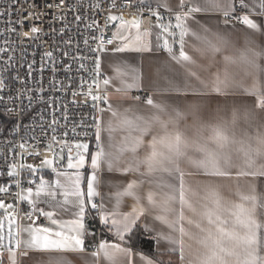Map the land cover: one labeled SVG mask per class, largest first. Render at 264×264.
Instances as JSON below:
<instances>
[{"label": "snow or ice", "instance_id": "6c2138e0", "mask_svg": "<svg viewBox=\"0 0 264 264\" xmlns=\"http://www.w3.org/2000/svg\"><path fill=\"white\" fill-rule=\"evenodd\" d=\"M63 2V0H61ZM239 6L246 11L239 16L235 15V0H180L179 11L173 12L172 16L165 22L160 14L147 6V10L157 17L156 27L160 33L156 36V46L162 48L169 54V58L181 69L183 79L180 82L168 80V87L156 88L153 96L146 97V105L151 109L148 115L134 113L129 116L131 109H125L121 114L109 104L107 88L110 79H103L105 91L103 95L93 94V87L89 84L88 95L93 101H100L108 105V111L113 118L119 119L122 130L126 131L123 145L117 151H113L112 132L115 130L112 120L103 125L100 118L93 117L91 127L95 129V147L90 150L88 142H75V155L69 149L67 156L63 155V149L59 153L54 152L51 159L45 158L41 162L46 168L51 169L53 178H45L40 174L38 182L35 178L41 170L31 163L17 164L13 160L7 164L6 175L11 178L16 187L20 189L17 193L20 201H25L32 206V211L26 213L32 217L34 213L47 218L55 227L35 226L20 228L16 225L17 212L13 203H5L0 199V264H3V253H8V264H17V250L21 247L27 251L44 253H84L88 249L85 244L86 231L84 218L92 210L103 209V204H97L95 198L99 195V186L102 177L110 184L116 181V176L105 175L119 174L120 176L134 175L138 179L127 181L122 189L117 188L114 193V206L112 211H100V220L107 225L110 221L114 229L116 240L119 242L101 241L93 245L91 256L101 257L109 264H117L119 256L128 258V264H132L133 249L128 245L126 236L132 233L133 228L145 216L149 210H159L155 219L166 224L173 233L178 236L161 234L170 244L176 246L174 251L178 252L181 264L185 261V240L187 236L193 238L185 228V223L194 225L201 234L198 242L204 249L198 259V264H264V219L259 218L257 209L264 208V201L256 195L255 187L247 195H240L239 200L224 202L215 189H210L205 195L201 210L190 201L186 194L185 176L204 175L208 177H222L231 179L250 176H264V163L256 166V157L264 159V135H257L255 143L251 141H237L230 137L225 127L221 125L206 126L203 116L207 110L216 105L219 111L220 100L218 98L235 96L232 91L235 79L230 71L236 64H242L249 74L253 75L251 88L244 89V94L256 98V108L264 110V84L261 83L260 73H264V66L259 61L264 59V44L255 47H247L239 55L225 54L222 59V68H218L210 77H204L202 72L209 69L198 64V61L185 51L186 38L191 36L197 40L202 47L194 50L205 57L210 53L215 61L217 54L224 52L230 45V41L220 33H212L207 22L201 23L198 15L209 13H220L224 17L225 26L229 20H236L245 26L248 34L264 37V0H239ZM163 7L168 9V5ZM171 11V9H168ZM80 19L79 16L76 17ZM111 21H120V28L127 29V35L119 36L121 46L115 48L116 52H151L153 50L151 32L141 31L139 17L124 20L122 17L110 16ZM189 21H195L201 31L190 27ZM134 30V31H133ZM15 31V29H12ZM31 33L38 34L39 29L32 27ZM211 33V35H210ZM28 35V33H24ZM115 38V35H114ZM112 41H109L111 43ZM87 43V41H85ZM178 45V49L177 46ZM103 51V48L99 49ZM8 49H0V53ZM45 57L52 61V69L55 71V60L51 51L45 52ZM67 55V53H65ZM11 57L8 60L11 61ZM74 59H84L76 58ZM32 66L29 65V75ZM69 66L66 71L70 70ZM80 68L84 64L80 63ZM101 63L99 58L94 61V68L89 71L95 77L100 75ZM201 68V71H197ZM116 75L113 79L120 81V87L116 92L127 96V92L136 87L139 77L135 69H130L132 83H126L122 78L126 73L119 67L115 69ZM178 75H180L178 73ZM195 81V83H192ZM81 81V86L83 85ZM96 90L99 91V82L94 80ZM6 87L5 82L0 80V91ZM39 91H43L41 88ZM26 94V93H25ZM25 94H21L22 97ZM76 93H73L75 95ZM5 97L0 95V101ZM140 96L135 100L139 101ZM29 104L32 97H28ZM234 103H244L234 101ZM95 106V105H94ZM51 107V105H50ZM9 113L15 112L14 108H8ZM104 111V109H101ZM244 118L253 115L250 110H245ZM240 117V111L234 108L232 121ZM67 119V115H63ZM191 121V125L187 122ZM59 121L53 111L50 120L43 115L40 117V125L43 129L45 124L51 128V140L56 143L67 144V140L61 141L57 136ZM192 127L199 133L205 127L209 129V135L197 136L195 139L187 137L181 130V124ZM76 125L73 126L75 132ZM108 133V142L105 143L103 133ZM44 135H47L45 132ZM67 137L68 132L62 133ZM87 136V133H83ZM19 148L27 150V142H21ZM52 150V144L48 146ZM31 155V153H29ZM39 155V153H36ZM127 157V158H126ZM21 156V161H23ZM186 164L189 169L185 172L181 167ZM23 170H27L30 179L29 185L35 184V191L31 186L25 187L20 179ZM4 173L0 172V176ZM174 181V183H173ZM148 188L145 190L144 185ZM10 185L0 186V193H8ZM167 189V191H165ZM59 197V198H58ZM159 197V199H158ZM125 199H131L133 204L131 211H120ZM37 203L50 204L65 208L71 206L75 211V219L62 222L54 219V211L37 209ZM178 203L179 210L175 212L174 218H169L173 212L172 204ZM187 208L194 215L200 217L193 220L185 216L184 209ZM35 223V222H33ZM15 225V230H14ZM21 232H26L28 239L19 238ZM7 239V244L5 240ZM145 264H162L160 261L139 254ZM46 264H70L64 256L49 257ZM191 264V261L188 262Z\"/></svg>", "mask_w": 264, "mask_h": 264}, {"label": "built area", "instance_id": "2783aa9c", "mask_svg": "<svg viewBox=\"0 0 264 264\" xmlns=\"http://www.w3.org/2000/svg\"><path fill=\"white\" fill-rule=\"evenodd\" d=\"M147 6L158 12L165 22L176 12L161 5H147L142 0H0V49H8L0 53V80L6 85L0 91V95L5 97L0 101V172L4 173L0 176V186L10 185L8 193H0V199L15 205L17 223L22 219L39 222L42 216L38 212L32 217L26 215L31 210L19 200L17 193L20 189L6 175L7 164L14 160L17 170L21 171V162L31 163L41 170L38 173H50L51 169L41 162L45 158L51 159L54 152L59 153L63 149L66 157L72 149L74 156L75 142H88L90 150L94 149L92 118L101 119L107 104L93 101L88 95V87L91 84L93 94L103 95L106 75L102 68L99 77L89 70L94 68V61L100 56L99 49L112 50L117 46L116 33L120 21H111L110 16L124 20L139 17L141 31L153 34L158 29L160 33L156 27L157 17L147 10ZM244 11L246 9L240 8L237 0L235 15L239 16ZM228 23L240 24L234 19ZM32 27H37L39 33H31ZM47 51L53 53L55 71L52 61L44 55ZM8 57L12 58L11 61ZM80 63L84 64L83 69ZM29 65L32 66L31 75ZM69 66L70 70L66 71ZM94 80L99 82V91ZM81 81L84 82L82 86ZM41 88L42 92L39 91ZM21 94L25 95L22 97ZM29 96L32 97L31 104ZM8 108H14L15 112L9 113ZM53 111L60 122L57 136L61 141L67 140L66 145L53 142L51 128L45 124L42 129L40 125L41 115L50 120ZM64 114L67 115L66 120L63 119ZM74 125L75 132L80 135L74 134ZM65 131L68 132L67 137L62 135ZM24 141L27 142L26 151L19 148ZM50 143L51 151L48 150ZM16 179H20L25 187H35V184H28L30 175L27 170H23L22 176ZM94 211L98 213L99 209Z\"/></svg>", "mask_w": 264, "mask_h": 264}, {"label": "crops", "instance_id": "0c3cea01", "mask_svg": "<svg viewBox=\"0 0 264 264\" xmlns=\"http://www.w3.org/2000/svg\"><path fill=\"white\" fill-rule=\"evenodd\" d=\"M147 5H168V9L172 11L179 10L180 0H142ZM237 0H235V3ZM250 2V0H249ZM166 9L165 7H163ZM167 9V10H168ZM197 19L203 24L207 22L208 26L211 28L212 33H220L225 36L229 41V47L222 53L217 54L215 61L212 60L211 54H206L205 57H201L194 49L202 47L200 43L192 38L191 36L186 38L185 51L192 55L199 65L208 68L206 72H202L204 77H210L212 73H215L218 68H222V59L225 54L239 55L241 51L247 47H255L257 45L264 44V37L259 35L248 34V30L242 24H231L228 23L226 26L224 24V17L220 13H209L207 15H198ZM189 25L192 29L202 32L199 25L195 21H189ZM134 31V30H133ZM159 33L158 29H155L151 36L153 50L151 52H116L115 48L121 46L122 41L119 39L121 35H127V29L119 28L116 33L117 46L112 50H103L100 52L99 60L101 63V68L106 75L107 79H110L111 83L107 88L109 104L116 109L119 113H123L125 109H131L129 116L134 113L141 115H148L151 109L146 105V97L153 96L154 99H159V96L154 95L156 88L168 87V80L173 82H180L183 79V69L176 65L170 60L169 54L156 46V36ZM211 35V33H210ZM178 49V45L176 46ZM259 63L264 66V59L259 61ZM119 67L121 71L126 74L122 77L126 83H132L130 69H135V74L139 77L137 80L136 87H133L127 92V96L123 97L122 94L116 92V88L120 87V81L113 79L116 75L115 69ZM197 71H201V68H197ZM234 79L235 86L232 89L237 95L229 96L227 98L220 97L219 111H216V105H213L211 109L207 110L203 116V122L206 126L211 125H221L226 128L228 135L234 137L237 141H251L255 143L256 136L264 135V110L256 108V98L254 96H249L244 94V89L251 88L253 84V75L249 74V70H246L245 66L242 64L233 65L230 69ZM178 73L180 75H178ZM261 83L264 84V73H260ZM195 83V81H192ZM105 87V86H104ZM136 96H140L139 101L135 100ZM234 101H243L244 103H234ZM234 108L239 109L240 117L233 123L232 121V111ZM102 113L101 120L103 125H107L109 120H112L114 131L112 132L111 143L113 145V151H117L123 145L124 137L127 135L126 131L122 130V125L117 118H113L111 113L107 110ZM250 110L253 115L245 119L244 111ZM191 125V121L187 122ZM181 130L184 131L185 135L191 139L197 138V136H207L209 135L208 127L202 129L199 133L195 128L186 127L184 123L181 124ZM103 139L105 143L108 142V133H103ZM127 158V157H126ZM261 163H264V159L261 157H256V166L259 167ZM181 167L185 172L190 171L186 164H182ZM40 174H43L45 178L52 179L53 173H38L35 177L36 182L39 180ZM116 176V181L109 183L106 180H101L99 186V195L95 198L96 203L103 204L104 208L99 209L98 213L94 210L90 211L84 218V227L87 233L85 244L87 239L96 237L98 245L101 241L109 242H119L116 240L114 229L111 228V223L105 225L100 220V211H112L114 206V193L117 188L122 189L125 183L131 179H138L139 177L134 175L120 176L119 174H105ZM185 188L186 194L190 201L197 208L201 210V205L204 203V197L210 189H215L224 202H233L239 200L240 195H247L251 191V187H255L256 195L261 201H264V176H256L255 178L250 176L236 178L233 176L231 179L222 177H208L204 175H186L185 176ZM174 183V181H173ZM148 185H144L146 190ZM35 190V187L34 189ZM167 191V189H165ZM59 198V197H58ZM159 199V197H158ZM26 203V202H25ZM133 201L131 199H125L121 205L120 211L129 212L131 211V206ZM37 209L43 208L44 211H54V219L60 220L62 222H67L75 219L74 209L71 206H65L61 208L59 206H54L50 204L37 203L35 205ZM173 212L169 214V218L175 217V212L179 210V204H172ZM32 211V209H31ZM159 210H149L145 216L141 217L137 225L133 228L131 234L126 236V240L133 234L135 229L140 226L142 230L153 238L155 251L159 255L160 259H155L139 250L133 249V254L131 257L132 264H145V262L140 258L139 254H143L150 259L155 261H160L162 264H181L178 252L174 251V245L170 244L166 239H163L161 234L164 236L172 235L178 236L177 233H173L171 229L167 227L166 224L154 217L158 214ZM258 216L264 219V208L257 209ZM185 216L192 218L193 220H199L200 217L194 215L187 208L184 209ZM91 218L94 225L99 227V231L96 234L87 222V219ZM16 225L20 228H28L30 226H46L55 227L51 222L42 216V220L33 223L27 219H22L20 223ZM185 228L189 231L193 238L185 237V261L184 264H198L199 257L203 254L204 249L198 242V238L201 235L198 229L194 225H188L185 223ZM15 230V225H14ZM103 235V236H102ZM20 239H28L26 232H21ZM7 244V239L5 240ZM87 247V246H86ZM87 251L84 253H44L37 251H27L21 247L17 250V264H46L49 257L53 256H64L70 262V264H109L108 261L104 260L102 257L96 259L91 256L92 249L87 247ZM3 264H8V253L5 250L3 253ZM117 264H128V258L125 256H119L117 258Z\"/></svg>", "mask_w": 264, "mask_h": 264}, {"label": "trees", "instance_id": "16d2710c", "mask_svg": "<svg viewBox=\"0 0 264 264\" xmlns=\"http://www.w3.org/2000/svg\"><path fill=\"white\" fill-rule=\"evenodd\" d=\"M96 227L97 229L95 233L97 234L100 229L97 225ZM96 243H97V239L94 236L92 238L87 239L86 246L89 249H92L91 246L96 245ZM128 245H130L132 248L139 250L155 259H160L159 255L155 251L153 238L147 235L140 226H138L133 232V234L128 238Z\"/></svg>", "mask_w": 264, "mask_h": 264}, {"label": "water", "instance_id": "95a60500", "mask_svg": "<svg viewBox=\"0 0 264 264\" xmlns=\"http://www.w3.org/2000/svg\"><path fill=\"white\" fill-rule=\"evenodd\" d=\"M88 224L90 225L91 229H93L94 231H96L97 227L94 225L93 221L91 218L87 219Z\"/></svg>", "mask_w": 264, "mask_h": 264}, {"label": "rangeland", "instance_id": "374dc122", "mask_svg": "<svg viewBox=\"0 0 264 264\" xmlns=\"http://www.w3.org/2000/svg\"><path fill=\"white\" fill-rule=\"evenodd\" d=\"M119 25H120V23H119ZM33 191H35V190H33ZM24 203H25V201H23ZM26 204V206L29 208V210H31L32 209V206L31 205H29L27 202L25 203ZM0 212H2V210H0ZM16 223V222H15Z\"/></svg>", "mask_w": 264, "mask_h": 264}]
</instances>
